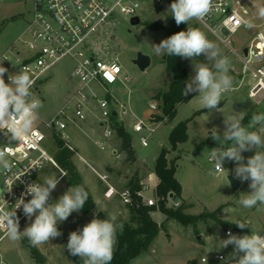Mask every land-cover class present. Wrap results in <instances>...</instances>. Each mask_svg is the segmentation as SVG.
<instances>
[{
	"label": "rangeland",
	"instance_id": "1",
	"mask_svg": "<svg viewBox=\"0 0 264 264\" xmlns=\"http://www.w3.org/2000/svg\"><path fill=\"white\" fill-rule=\"evenodd\" d=\"M229 1L235 5L238 0ZM172 2L173 0H165L161 4H155L153 1L141 2L143 10L139 14L141 23L138 26H133L129 19H125L116 27L114 33L103 34L110 43L113 57L119 59V64L123 68L120 76L122 82L103 87L95 85L92 92L99 99H110L112 107L117 109L119 114L124 112L121 106L126 110V115L121 121L109 122L113 134L108 138L110 143L108 142L105 149L102 150L97 145L98 141L105 143L107 138L106 128L99 126L102 117L96 100H92L85 110L87 116L85 121L74 117L68 129L64 131L68 141L76 147L74 149L77 154H74L72 160L85 185H88L86 187L95 204L94 210L89 213H83L81 210L73 212L66 221L58 222L57 227L62 235L40 246H32L26 237L17 241L5 237L0 245V262L3 264H84L82 258L76 256L82 261L79 263L76 257L68 252L66 245L69 235L73 231L82 230L83 226L92 219L98 218L100 213L108 217L115 215L116 223L123 225L122 229H117L118 231L125 229L126 226L138 227L139 219L134 220L135 215L131 213L129 206L124 205L121 198L106 200L104 197L106 190L99 175L108 176L110 183L121 192L127 189L135 173L140 176L148 174L150 170L148 166L154 167L155 158L162 149L170 151L168 155L170 161L176 160V178L182 186V197L187 203L193 204V209L187 213L192 215L213 213L224 222L234 225L237 222L249 224L250 234L264 232V205L244 208L239 203L240 198L251 191L250 180L242 182L238 179L241 186L235 190L228 176L235 177L236 163L226 160L223 165L225 170L220 173L215 171L214 164L210 161V150L220 146L219 142L212 138V132L218 130L223 137L225 118L233 115L243 116V120L247 119L243 125L247 127L253 115L264 113V91L255 98L251 97V89L256 80L249 71L245 70L242 62L244 50L259 31L258 25L264 22V19H258L255 15V5L264 4V0H243L245 10L248 11L246 19L252 20L256 27L252 29L242 27L230 37V48L225 47L197 20L189 21L187 28H199L204 31L209 40L219 45L221 54L228 58L230 61L228 74L233 79V87L223 95L220 101L222 106H217V110L211 112L203 108L198 92L189 93L192 98L179 105L175 119L167 122L162 113V101L154 98L168 89L172 75L166 71L163 55H156L153 49L154 44H159L170 37L173 30L174 21L169 9ZM31 14L32 7L29 0H0V51L6 50L20 37ZM139 53L151 58V65L145 71H141L134 64ZM200 62L207 63L203 54L194 59L182 58V65L189 72L190 78L195 75L194 63ZM70 68V61H63L50 72L51 80L44 88L47 97L42 102L43 107L39 110V118L34 127L41 128V121L51 119L72 93L75 82L69 78ZM124 78H130V81L123 82ZM137 121L151 126L153 133L150 134L147 129L141 134L135 133L133 127ZM181 122L187 124V140L180 144L175 152L171 150L169 138L173 127ZM115 124L123 126L133 137V146L138 158L147 165L140 161L131 164L126 161L124 155L115 159L121 154L120 148H122V141L114 130ZM261 128H264V125H257L249 130L257 131ZM142 136L148 138V147L141 145ZM231 143L226 142L225 147ZM45 147L52 154L57 150L52 140H49ZM112 151L118 152L113 155ZM255 151L253 149L242 153L245 163ZM49 171L50 177H59V173L52 168H49ZM147 186L149 185L145 184L144 201L155 197V183L151 182L149 188ZM69 188L67 181L62 179L51 193L49 203L57 201ZM91 190H94V193ZM180 202H182L181 198L169 201L167 205L172 207ZM152 217L160 224L165 222V216L160 211L154 212ZM34 218L33 216L32 220ZM32 220L27 218L20 231L29 226ZM227 229L233 228L225 227L210 218L189 227H184L175 220H169L164 223L161 232L148 249L130 264H205L202 263V258L208 259L207 264H229L227 261L218 262L213 258L219 251H223L227 258L233 252V248H220L222 233ZM117 245L116 239L113 254Z\"/></svg>",
	"mask_w": 264,
	"mask_h": 264
},
{
	"label": "built area",
	"instance_id": "2",
	"mask_svg": "<svg viewBox=\"0 0 264 264\" xmlns=\"http://www.w3.org/2000/svg\"><path fill=\"white\" fill-rule=\"evenodd\" d=\"M146 1L161 4L165 0H29L32 14L25 30L6 50L0 51V62H3L2 66L8 69L4 76L5 82H9V74L27 71L35 80L31 92L43 102L47 97L44 88L51 80L50 72L61 62L70 61L69 78L75 82V87L59 111L51 119L42 120L41 128L34 127L32 136L25 143L10 142L9 138L0 132V150H6L10 154L7 158L11 165L10 171L0 168V192H2L0 206H3L5 211L14 210L11 209L12 206L21 197L28 184L33 182L42 184L45 178L50 177L49 168L59 173V182L67 176L66 171L57 163L55 155L45 146L49 140L55 144L54 134H57L75 154L77 151L64 135V131L68 129L74 117L81 121L87 119L85 110L92 100L97 101L101 110V124L106 128V138L112 137L113 133L108 124L112 120L113 113L116 112L117 120L121 121L126 115V110L121 106L124 112L119 114L107 98L99 99L92 92V88L95 85L103 87L122 82L120 76L123 68L119 64V59L113 57L110 43L103 34L114 33L116 27L125 19L131 22L134 18H140L139 14L143 10L141 2ZM214 5L217 10L205 20L197 21L210 30L225 47L230 48V37L244 27L237 25L235 17L246 18L248 11L245 10L243 0H238L235 5L229 0H214ZM258 30L246 48L247 54L242 57L245 70L249 71L256 80L250 93L253 98L264 91V22L258 25ZM224 31L228 33L227 36L224 35ZM108 37L111 38L110 35ZM124 81L128 82L130 78H124ZM145 129L150 134L153 133L151 126H146L142 121H137L133 127L137 134L143 133ZM140 142L143 147L149 145L146 136H142ZM97 145L102 150L105 149L102 143L98 142ZM210 161L212 162L211 159ZM34 162H39V167L29 169ZM27 171L28 173L20 180L12 184L10 177ZM62 174L65 176H61ZM99 178L106 185L104 193L106 199L119 197L124 205H134L128 189L120 192L110 183L108 176L99 175ZM10 187H12L11 191H8ZM139 196L147 206H158L157 197L144 201L143 194L140 193ZM24 199L27 201L31 196H26ZM180 205L181 202L172 207L178 208ZM17 217L21 227L27 219L22 207L17 209ZM229 232L241 236L237 231L227 229L222 233V240L228 238ZM5 237L4 230H0V245ZM230 248L233 246L229 245L224 249ZM213 258L218 262H229L223 251L217 252ZM206 260L208 263L207 258H202V263Z\"/></svg>",
	"mask_w": 264,
	"mask_h": 264
},
{
	"label": "clouds",
	"instance_id": "3",
	"mask_svg": "<svg viewBox=\"0 0 264 264\" xmlns=\"http://www.w3.org/2000/svg\"><path fill=\"white\" fill-rule=\"evenodd\" d=\"M255 8L256 17L264 19V4H257ZM169 9L177 25L187 24L194 19L203 21L217 10L214 0H173ZM235 19L237 25L248 29L256 27L250 19L242 16H236ZM153 51L156 55L167 54L187 59H194L201 54L206 57L207 63H194L195 75L186 81L184 95L198 92L203 108L209 112L217 110L223 95L233 87V79L228 74L230 61L221 54L219 45L209 40L206 33L199 28L179 31L159 44H154ZM2 65L3 62H0V132L7 136L10 142L25 143L33 134L43 104L31 92L35 80L27 71L9 74V82L6 83L4 76L8 69ZM242 121L243 116L227 117L224 120L223 137L218 130L212 132V138L218 141L220 146L210 150V159L216 172L225 170L223 165L226 160L236 163L235 177L242 182L250 180L251 189L240 198L239 203L244 208H253L258 204L264 205V128L257 131L249 129L264 125V113L253 115L247 127ZM226 142L232 143L225 147ZM253 149L256 150L255 154L248 157L245 163L242 153ZM9 155L6 150H0V168L10 171L11 165L7 158ZM38 167L39 162H34L29 169ZM28 171L10 177L12 184ZM58 183V176L47 177L42 184L30 183L12 206L11 209L14 210L5 211L4 207L0 206V230H4L9 240L17 241L26 237L32 246H40L62 235L57 227L58 222L66 221L73 212L83 209L89 199V193L83 186L77 185L70 187L57 201L49 203L51 193ZM11 188L8 191H11ZM26 196H31V199L25 201ZM21 207L29 220L35 217L23 231H20L17 217V209ZM116 221L115 215L107 219L94 218L83 226L82 230L71 232L66 245L70 255L82 258L84 264H110L117 229L123 227ZM235 224L240 229L248 225L244 222ZM227 236V239L222 240L220 248L233 246V252L227 258L230 264H264V236L253 233L241 237L231 232Z\"/></svg>",
	"mask_w": 264,
	"mask_h": 264
},
{
	"label": "trees",
	"instance_id": "4",
	"mask_svg": "<svg viewBox=\"0 0 264 264\" xmlns=\"http://www.w3.org/2000/svg\"><path fill=\"white\" fill-rule=\"evenodd\" d=\"M173 21L174 27L170 36L179 31H185L189 24L188 22L187 24L181 23L177 25L174 18ZM163 61L166 71L172 75V81L168 89L162 94L155 96L154 100L162 101L163 116L167 119V122H171L177 115L178 106L188 102L192 98L190 95H184L185 83L190 79V75L187 69L183 67L181 57L164 54ZM108 100L110 101V99ZM112 121L117 123L118 120L113 116ZM246 122L247 119L245 118L242 123L245 124ZM114 130L122 141V151L126 154V161L132 164L136 161L135 152L132 148V136L123 126L115 124ZM54 139L57 148L54 154L55 159L59 166L67 173L64 179L67 181L69 187L80 185L85 188L89 193V199L86 201L81 211L83 213L92 212L95 208V204L78 168L75 163H73L72 158L74 153L68 149L65 142L61 137L57 136V134H54ZM169 140L172 151H176L178 146L187 140L186 122L178 123L173 127ZM169 153V150L162 149L154 165V173L159 179V184L156 188L158 206L149 207L143 203V199L139 196V194L143 192V184H141L142 179L138 173H135L128 183L127 189L131 192L134 202V205L129 207L131 213L135 215L134 220L139 219L140 224L138 227L126 226L123 230H117L118 245L110 264H130L135 258L148 249L151 243L157 238L164 225H159L152 219L151 213L156 211H160L166 216L165 222L175 220L184 227L195 226L198 222L210 218L225 227L233 228V230L237 231L241 236L250 235L249 226L240 229L237 225L221 221L216 214H188L187 210L190 209L191 206L185 202H181L178 208L169 207L167 205L169 201H174L182 197V186L176 178V160L170 161L168 159ZM143 176H145V174H143ZM171 195L174 197L173 200L170 198ZM107 218L108 216L104 214H98V219ZM76 260L82 263L77 257Z\"/></svg>",
	"mask_w": 264,
	"mask_h": 264
},
{
	"label": "crops",
	"instance_id": "5",
	"mask_svg": "<svg viewBox=\"0 0 264 264\" xmlns=\"http://www.w3.org/2000/svg\"><path fill=\"white\" fill-rule=\"evenodd\" d=\"M110 103H111V101H110ZM247 115V114H246ZM246 117V116H245ZM99 126L102 128V124H101V122H99ZM132 139H133V137H132ZM110 141H112V140H110ZM98 142H100V143H102V141H98ZM97 142V143H98ZM108 138L106 139V142L105 143H102L103 144V146L105 147L107 144H108ZM110 143V142H109ZM70 144L73 146V147H75L71 142H70ZM112 144V143H111ZM76 148V147H75ZM132 148H133V150H134V152H135V156H136V161L135 162H137V161H140V162H142V163H144V165H147L146 163H145V161H141L139 158H138V155H137V153H136V151H135V148H134V146H133V140H132ZM120 155H118L117 157H115V159L116 158H118L119 159V157L120 156H122V155H124V158L126 157V154L122 151V148H120ZM117 152L118 151H112V154L113 155H115V154H117ZM176 152V151H175ZM156 159H157V157L155 158V161H156ZM85 161V160H84ZM86 162V161H85ZM113 166V165H112ZM140 167V166H139ZM149 168H150V170L148 171V174L146 175V176H143V174H142V176H140V178L142 179V181H141V184H143V192H142V194H143V196H144V193H145V184H147V185H149L150 186V184H151V182H154L155 183V192H154V196L156 197V188H157V185L159 184V179H158V177L156 176V174L154 173V167H150V166H148ZM102 184H103V186H104V190H106V185L102 182ZM86 186H88V185H86ZM149 186H147V188H149ZM90 187V186H89ZM91 188V187H90ZM93 189L95 190L96 189V187L94 186L93 187ZM94 190H91V191H93V193H94ZM154 197V198H155ZM119 198V197H118ZM149 199H151V198H149ZM107 200V199H106ZM181 201L182 202H185L186 204H188V205H190L191 206V208L190 209H188L187 210V212H189L191 209H193V204H191V203H187L186 202V200L183 198V197H181ZM101 203H102V201H100ZM103 204V203H102ZM105 207H106V205H105ZM153 214H154V212H152L151 213V217L153 216ZM189 214V213H188ZM165 216V215H164ZM152 219H153V217H152ZM154 220V219H153ZM165 220H166V216H165ZM155 221V220H154ZM156 222V221H155ZM156 223H158V222H156ZM159 225H163L164 223H162V224H160V223H158ZM248 226H249V224H248ZM250 230V229H249ZM251 231V230H250ZM161 232V231H160ZM264 232H262V233H260V234H263ZM251 234H253V232H251ZM255 234H257V233H255ZM264 235V234H263Z\"/></svg>",
	"mask_w": 264,
	"mask_h": 264
},
{
	"label": "water",
	"instance_id": "6",
	"mask_svg": "<svg viewBox=\"0 0 264 264\" xmlns=\"http://www.w3.org/2000/svg\"><path fill=\"white\" fill-rule=\"evenodd\" d=\"M140 23H141V19H140V18H134V19H132V21H131V24H132L133 26H138ZM224 35L227 36L228 33H227L226 31H224ZM244 54H245V55L247 54V49L244 50ZM134 64H135L136 66H138V68H139L141 71H145V70H147V69L150 67V65H151V58H150L149 56H147V55H144V54H142V53H139L138 56H137V58H136L135 61H134ZM221 106H222V104H221V102H219L218 107H221ZM113 116H114V117L117 116L116 112L113 113ZM228 180H229L231 186H232L235 190H238V189L240 188L241 183H240V181H239L238 179H236L234 176L229 175V176H228ZM170 198L173 200V199H174L173 195H171ZM246 226H248V225H246Z\"/></svg>",
	"mask_w": 264,
	"mask_h": 264
},
{
	"label": "snow or ice",
	"instance_id": "7",
	"mask_svg": "<svg viewBox=\"0 0 264 264\" xmlns=\"http://www.w3.org/2000/svg\"><path fill=\"white\" fill-rule=\"evenodd\" d=\"M110 78V77H109Z\"/></svg>",
	"mask_w": 264,
	"mask_h": 264
}]
</instances>
